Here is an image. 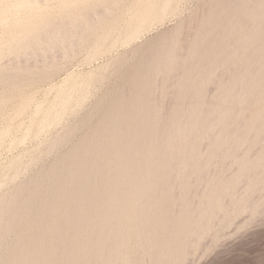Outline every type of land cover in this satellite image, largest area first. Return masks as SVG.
Segmentation results:
<instances>
[{"label":"bare ground","instance_id":"bare-ground-1","mask_svg":"<svg viewBox=\"0 0 264 264\" xmlns=\"http://www.w3.org/2000/svg\"><path fill=\"white\" fill-rule=\"evenodd\" d=\"M123 1L0 0V26L6 31L0 36V84L12 87L35 67L47 70L44 79L51 77L61 66L48 53L58 45L65 58L96 35L85 55L89 59L114 46L112 37L133 40L163 19L174 2L134 0L137 7L126 9L130 17L124 26L110 16ZM228 1H210L158 43L146 66L158 70L161 88L150 126L135 117L136 110L144 111L146 80L139 94L124 90L127 96H116L117 120L99 121L51 164L49 174L39 176L48 201H41L43 193L39 203L20 213L8 200L0 217V247L17 225L25 230L13 233L9 244L15 252L6 264H134V248L149 252L147 264H185L196 247H205L207 235L221 238L244 213L264 212V0H239L227 14ZM32 99L19 108H28ZM53 180L64 186L59 183L63 187L56 190ZM125 180L143 183L122 188ZM133 189L138 196L128 200ZM19 191L16 199L26 201Z\"/></svg>","mask_w":264,"mask_h":264},{"label":"rangeland","instance_id":"rangeland-1","mask_svg":"<svg viewBox=\"0 0 264 264\" xmlns=\"http://www.w3.org/2000/svg\"><path fill=\"white\" fill-rule=\"evenodd\" d=\"M133 1L134 0H124L122 4L119 5V8L117 10L118 12L116 11L115 13L110 14V16L118 17L120 25L124 24L125 26L126 21H128L130 17V12H128V10L126 9L137 7L135 3H133ZM210 1L212 0H174L171 9L167 11L166 16L163 19L159 21L156 20L149 26L147 25L146 28L141 29L136 37L134 36L133 40H123L121 39L122 37L116 40L114 37H112L113 39L111 38L109 42L111 43L114 41V46L110 48L108 47L104 52L100 53L94 58H89L90 60L85 55H87V50H89V47L92 44L93 40H95L96 35L89 37V42L86 40L85 42L78 43L77 50L74 49L77 53L72 51V53L69 55L70 58H68L69 56L65 58L63 57L65 49L62 47V45H58L57 48L55 47L56 49L54 48V50L56 51L51 50L48 55L50 54L49 58L50 61L52 59V62L55 61V59L53 58H57V61L59 59L60 62L56 61V65L61 66V68H59L61 71L57 70V72H55L51 77H49L48 79H44V75H47V70H39L35 67V70L33 69L30 74L27 73V75L20 77L18 83H16L12 87L8 86V84H0V211H2L0 212V217L5 214V212L3 211L4 208L9 204V201L10 205L14 209H16V211H20V213L25 207L30 208L31 206L33 207V204H37V201L38 203L40 202L39 200H41L44 195L43 193L45 192H43L39 188V176L44 172V175H47L46 173L49 174V168L51 164L57 158L62 157V155L70 152L69 150H71L75 143L77 144L85 134L89 133L91 128L93 130L96 127L94 125H98L99 121H102L104 119L106 121H113L115 120L114 118H116L117 120L119 114L114 109L113 102H116V96H119L120 92L124 96H127L125 94H128L129 96L137 95L139 94L138 91L141 90V85L146 84L147 82L148 87L141 101L143 106L141 110L144 111L136 110L138 112L135 111V117H138L140 119L144 118L145 124L146 122H149V126L151 125L150 123H153V119H155L156 117V115L154 114V112H156L155 110L157 109L156 103H159V99L157 98L159 97V94H161V88L157 87V85L159 86V83H157L158 70L156 69L157 72L155 71V69L149 70L148 68H146V66L149 67V65L151 64L152 54L154 51H156V48H160L158 43L162 41V38L166 35V33H168V31L178 22L191 20L190 17L192 16V14H195L203 7L206 8L211 3ZM237 1L239 0L228 1L226 5V7L228 8H225V12L227 14L228 11H232ZM100 5L101 7L103 6L101 10L106 11L104 9L106 8V6H104L105 4ZM99 7L100 6L98 5V11L100 10ZM126 11L128 14L126 13ZM15 12H17V10L12 13L15 14ZM183 29H187L186 26H183ZM0 32V36H6V33L4 34V32L6 31L2 27L0 28ZM115 35L117 36L118 34ZM156 44L158 45L157 47H155ZM56 53L58 54L57 56H55ZM36 56L39 57V55H35L33 59L37 58ZM144 58L146 62H144ZM38 59H40V57ZM35 60L32 61L34 65H36L35 63L37 62L39 63V61L36 60L37 62H35ZM3 61H6L7 63L8 60L6 59ZM145 63L147 65H145ZM44 72L46 73L43 74ZM139 73L143 74L140 78L137 77L135 83L132 80V77L137 76L136 74ZM152 74L153 76L151 77ZM31 75L33 79H28L31 77ZM143 76H146V79L143 78ZM142 78L145 80H143ZM165 79H167V77H164V80ZM32 80L34 82H32ZM209 85V83H206L205 87H209ZM124 90H127L125 94ZM155 93H157V97H155ZM25 94L26 96H24ZM27 98H33L32 100H30V103H28V108H19L20 104ZM148 108L151 109L149 110ZM15 110L18 111L16 112ZM20 110H23V112ZM137 114H139V116H137ZM11 117L14 119H11ZM147 117L149 118V120ZM2 132L3 136L1 134ZM66 132L68 135L66 134ZM65 135L69 136L70 138H65ZM59 137L62 138L59 139ZM58 141H60L61 143H58ZM49 148L52 150H50ZM48 149L49 152H46ZM231 170L233 171V168L229 169V171ZM230 173L232 174V172H229L228 176L230 175ZM161 179L162 178L157 177V180ZM59 181L60 180L54 181L56 187H53H55L56 190H58L57 188H62L64 186V182L61 183L62 181ZM243 181L244 183L242 181V183H240L241 187H245L242 185H247L248 183L246 180ZM50 183L51 181L49 182V184ZM59 183H61V185L63 184V186L58 187ZM120 183V186L122 188H129L142 185L143 182H129L125 180ZM160 183L161 182H158L159 186ZM162 185L164 184L161 183V186ZM201 186L203 187V185ZM201 186L199 185L200 188ZM55 188L53 190H55ZM19 189L23 190V195H21V198L22 196H26V201L24 202L20 199H16L18 192L20 193ZM137 191L138 190L136 189H133V191H129L127 193L128 200H135L133 198H136L138 196ZM44 196L45 200L41 201H48L46 193ZM13 203L15 206L13 205ZM33 213L36 214V212L34 211L28 214L32 216ZM41 213L37 214H45V212ZM47 214L48 212H46L45 215ZM248 215L249 214L244 213L243 217L240 216L239 219H237L238 222L236 220L235 223L228 226L224 230V235H221V238L219 237L218 239H212L210 238V235H207L205 237L206 239L203 238L205 239H202L205 247L204 245H201V248L196 247L194 249V255L192 254L191 256L192 259L190 257L189 259L191 260L188 259L186 261L187 263L185 264H264V212L262 214L260 213L257 215H249L251 218ZM62 222L64 221H60L61 224ZM17 226V228L15 227L13 229L11 236L6 237V241L8 243H6L5 241V243L0 247V264H6V262L9 261L11 254L13 256V252H15H11L12 247L11 244H9V242H12L13 238L16 236L15 233H20V230L23 233V230H25V228H22V226ZM13 233L15 234V236ZM19 233H17V235H19ZM197 249H199V252ZM133 251L130 257L134 264H147V261H149L148 257H150V255L148 254L149 252H145L142 254L138 252L137 248H134ZM142 257L143 259H141Z\"/></svg>","mask_w":264,"mask_h":264}]
</instances>
